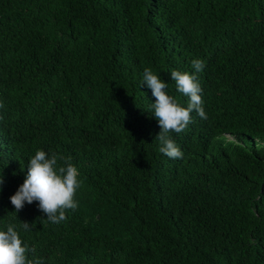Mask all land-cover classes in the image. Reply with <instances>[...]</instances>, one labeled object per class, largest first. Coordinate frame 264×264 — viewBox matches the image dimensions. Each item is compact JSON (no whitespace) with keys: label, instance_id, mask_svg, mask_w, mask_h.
I'll return each instance as SVG.
<instances>
[{"label":"trees","instance_id":"16d2710c","mask_svg":"<svg viewBox=\"0 0 264 264\" xmlns=\"http://www.w3.org/2000/svg\"><path fill=\"white\" fill-rule=\"evenodd\" d=\"M207 119L159 151L145 68ZM0 230L44 264H264V0H0ZM37 150L82 181L54 224L10 197ZM22 222L32 226L22 229Z\"/></svg>","mask_w":264,"mask_h":264},{"label":"clouds","instance_id":"9594fccd","mask_svg":"<svg viewBox=\"0 0 264 264\" xmlns=\"http://www.w3.org/2000/svg\"><path fill=\"white\" fill-rule=\"evenodd\" d=\"M193 73L171 70V80L176 89L188 98L187 106H182L176 98L167 94V83L150 68H145L142 85H147L155 97L152 103L153 115L161 131L155 140L159 141V151L171 159H182L184 153L170 133H181L192 123L191 113L201 119H207L203 106L202 91L198 73L204 70L205 64L200 59L191 61ZM3 107V105H0ZM79 170L70 157L49 155L44 150H37L29 160L27 175L14 195L10 197L15 213H19L25 204L38 202V208L47 216V220L58 224L66 220V210H76L78 201L74 200L82 181L78 180ZM4 179L0 176V191ZM22 229L31 231L28 222H22ZM34 247L23 244L16 226L9 224L6 231L0 230V264H44L43 259L29 258L27 253H35Z\"/></svg>","mask_w":264,"mask_h":264}]
</instances>
